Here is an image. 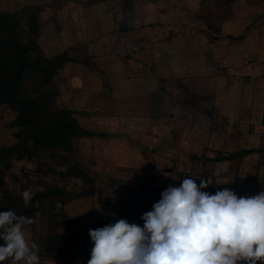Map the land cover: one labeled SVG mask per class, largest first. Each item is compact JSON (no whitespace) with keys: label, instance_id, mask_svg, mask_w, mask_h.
Returning <instances> with one entry per match:
<instances>
[{"label":"crops","instance_id":"0c3cea01","mask_svg":"<svg viewBox=\"0 0 264 264\" xmlns=\"http://www.w3.org/2000/svg\"><path fill=\"white\" fill-rule=\"evenodd\" d=\"M24 7L48 58L82 61L49 89L108 135L76 142L118 180L94 220L116 221L128 190L179 187L186 175L210 194L264 191V0H0V12ZM92 247L41 264H88Z\"/></svg>","mask_w":264,"mask_h":264},{"label":"trees","instance_id":"16d2710c","mask_svg":"<svg viewBox=\"0 0 264 264\" xmlns=\"http://www.w3.org/2000/svg\"><path fill=\"white\" fill-rule=\"evenodd\" d=\"M39 31L40 22L33 7L0 12V107L15 112L9 124L14 131L15 143L0 146V185L11 174L15 163H30L47 156L53 160H68L70 165L60 171L50 168L44 175L78 180L82 183V190L75 194L53 185L46 186L33 195L28 207L24 206L21 196L25 189L7 199L0 193V211L12 209L17 215L45 224L47 232L43 234V251L50 258L77 257L88 251L92 242L90 229L114 224L119 219L131 224L133 216L143 227L141 216L152 210L165 189L150 190L143 186L128 190L119 197L116 221L92 220L79 234L80 222L69 215L67 205L80 198H99L102 192L88 170L70 157L76 153L77 141L108 135L82 127L78 113L62 106L57 95L49 89L65 64L82 61L66 53L48 58L38 42ZM3 264L11 262L8 260Z\"/></svg>","mask_w":264,"mask_h":264},{"label":"clouds","instance_id":"9594fccd","mask_svg":"<svg viewBox=\"0 0 264 264\" xmlns=\"http://www.w3.org/2000/svg\"><path fill=\"white\" fill-rule=\"evenodd\" d=\"M222 171L227 169L217 174ZM192 177L162 191L141 216L143 227L119 219L90 229L88 264H264V191L238 197L225 188L210 194L203 191L208 181L198 186ZM33 195L21 193L25 207ZM32 223L12 209L0 211V264H41L39 246L25 231Z\"/></svg>","mask_w":264,"mask_h":264},{"label":"rangeland","instance_id":"374dc122","mask_svg":"<svg viewBox=\"0 0 264 264\" xmlns=\"http://www.w3.org/2000/svg\"><path fill=\"white\" fill-rule=\"evenodd\" d=\"M15 117V112L7 107H0V146L11 145L15 143L13 129L9 124ZM78 149V147H76ZM70 157V156H69ZM91 154L87 148L83 151H76L71 160H78L91 176L95 177L97 185L104 189L100 198H80L67 205V211L71 217L76 218L80 222L79 234H82L85 228L89 227L96 213L106 214L110 206L112 198V187L118 185V180L113 178L114 167L107 162H96L91 159ZM70 165L68 160H53L47 156H42L39 160H33L30 163H15V166L9 176L0 185V193L4 198H12L19 195L21 189L30 190L34 195L43 191L46 186H56L61 189L68 190L75 194H79L82 190V183L78 180H64L58 176H46L44 172L52 168L55 170H63ZM108 189V190H107ZM109 196L108 201L106 198ZM27 238L38 244L40 249L41 262L47 254L43 252V234L47 232L46 225L41 221H35L32 225L25 226Z\"/></svg>","mask_w":264,"mask_h":264},{"label":"built area","instance_id":"2783aa9c","mask_svg":"<svg viewBox=\"0 0 264 264\" xmlns=\"http://www.w3.org/2000/svg\"><path fill=\"white\" fill-rule=\"evenodd\" d=\"M0 142H1V138H0Z\"/></svg>","mask_w":264,"mask_h":264}]
</instances>
